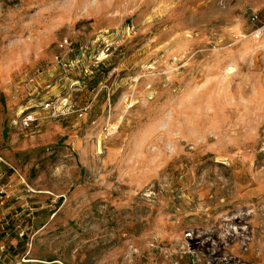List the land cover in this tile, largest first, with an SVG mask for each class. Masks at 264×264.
Here are the masks:
<instances>
[{
	"label": "rangeland",
	"instance_id": "1",
	"mask_svg": "<svg viewBox=\"0 0 264 264\" xmlns=\"http://www.w3.org/2000/svg\"><path fill=\"white\" fill-rule=\"evenodd\" d=\"M0 159L6 264H264V0H0Z\"/></svg>",
	"mask_w": 264,
	"mask_h": 264
},
{
	"label": "built area",
	"instance_id": "2",
	"mask_svg": "<svg viewBox=\"0 0 264 264\" xmlns=\"http://www.w3.org/2000/svg\"><path fill=\"white\" fill-rule=\"evenodd\" d=\"M260 36V31H257L255 34H254V38H258ZM68 45V39L65 38L63 40V42L60 44V46H64V45ZM44 108H49L50 110V114L51 115H56V106L53 102H51L50 100H45L44 104H43ZM24 121L27 123V121H31V116H27ZM1 160V159H0ZM5 173L4 172H0V180L4 177ZM20 176V175H19ZM19 183H24V180L23 178L20 176V180H19ZM10 197V194L7 193V189H6V185L4 183H1L0 184V206L4 205V203L7 201V199ZM17 199L21 200V196L18 195L16 196ZM22 205H25V202H23ZM21 206V204H20ZM16 216L18 215H21L23 214V210H21L20 212H16L15 213ZM26 215H28L26 213ZM13 230L14 232L17 233V235L19 237H22L25 235V229L18 223L16 224L14 227H13ZM12 230L10 228H8V222L7 221H4L3 219H0V234H4V235H8ZM7 251H8V246L6 243L4 242H1L0 243V264H4L5 262V259L8 258V254H7ZM27 259H25V255L22 256L18 261L16 262H13L11 264H24ZM3 262V263H1Z\"/></svg>",
	"mask_w": 264,
	"mask_h": 264
},
{
	"label": "crops",
	"instance_id": "3",
	"mask_svg": "<svg viewBox=\"0 0 264 264\" xmlns=\"http://www.w3.org/2000/svg\"><path fill=\"white\" fill-rule=\"evenodd\" d=\"M6 259H7V258H6ZM6 259H5V260H6ZM6 261H7V260H6ZM4 262H5V261H4ZM1 263H3V262H1ZM4 264H6V263H4Z\"/></svg>",
	"mask_w": 264,
	"mask_h": 264
}]
</instances>
